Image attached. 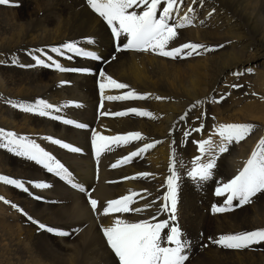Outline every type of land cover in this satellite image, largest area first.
<instances>
[{"label":"bare ground","instance_id":"1","mask_svg":"<svg viewBox=\"0 0 264 264\" xmlns=\"http://www.w3.org/2000/svg\"><path fill=\"white\" fill-rule=\"evenodd\" d=\"M189 6L195 10L188 13L192 24L178 29L177 38L168 48L196 43L213 50L202 48L197 50L199 55L172 59L151 51L117 52V44L122 46L126 38L122 36L117 41L86 0H11L8 5H0V129L33 140L69 169L74 182L90 190L85 195L70 188L43 165L34 166L36 169L17 165L15 158L19 156L0 148V175H24L18 173L21 171L29 179L38 170L40 175L33 176L37 180L34 183L49 185L42 189L32 183L27 193L0 186V197L4 198L0 200V240L5 242L3 247H14L22 256L23 261L17 264H43L42 259L46 264H119L112 250L105 263H82L79 241L88 232L109 246L102 229L113 226L116 219L152 223L168 220L169 213L158 210L166 203L163 197L167 194L173 155L183 161L184 167L177 165L180 180L176 220L170 226H178L189 242L185 264H264V243L245 249H227L214 243L222 235L264 229V193H258L243 206L233 201L231 210L212 211L213 205L224 207L227 198V194L216 196V188L238 174L264 138V0H196L194 4L184 0L177 22ZM89 38L93 44L87 43ZM69 42L94 51L102 59L91 60L64 49L63 56L51 51ZM37 49H43L64 68L89 71L61 72L54 66L36 65L33 55L46 60ZM101 71L129 87L105 88L102 95L99 83L105 81ZM130 90L147 99H107ZM41 99L60 111L53 109L50 116L42 117L13 107L34 105ZM132 108L151 112L153 118L132 113L115 115ZM52 116L62 119L54 120ZM63 119L88 127L65 125ZM201 124L200 133L206 135L200 140L211 138L217 145L219 125L254 127L244 140L233 142L222 154L216 153L213 179L198 186L187 176L193 158L200 155L198 146L191 143L196 132L187 138L183 133ZM75 131L81 136L76 137ZM94 132L104 136L139 132L144 139L128 145H110V151L104 150L97 157L91 142ZM48 138L59 139L81 151L71 152ZM146 143H154L155 147L129 163H120ZM113 164L117 167L113 168ZM143 173L150 175L144 177ZM133 193L137 195L131 207L152 206L141 213L103 214L107 202ZM91 199L98 202L95 212ZM167 203L170 207V201ZM12 208L22 209V215L12 212ZM153 216L157 219L152 220ZM39 224L70 235H56L39 228Z\"/></svg>","mask_w":264,"mask_h":264},{"label":"snow or ice","instance_id":"2","mask_svg":"<svg viewBox=\"0 0 264 264\" xmlns=\"http://www.w3.org/2000/svg\"><path fill=\"white\" fill-rule=\"evenodd\" d=\"M11 0H0V5H8ZM87 5L91 10L98 14L100 18L110 28L111 34L117 41L123 36L126 38V43L122 46L117 44L116 51L133 50L138 52H153L162 57H168L176 59L178 57L185 58L190 57L193 54L199 55L198 49H204L205 51H211L213 49L206 48L204 45L196 43H185L179 47L168 48L170 42H173L178 36V29H183L192 24V19L188 13H192L195 10L189 6L187 12L177 22L176 17L180 12V5L184 3V0H86ZM192 3H196V0H192ZM163 7L161 8V6ZM136 9H142L137 11ZM159 10V15L157 14ZM88 44H93L94 41L89 38ZM62 49L68 53H74L77 56L89 58L91 60H101L102 57L97 55L94 51H86L82 47H78L75 42L66 43L60 47H53L52 52L57 53L60 56L65 54ZM188 50V51H185ZM46 57L47 61H51V65L46 63L45 59H42L40 55H33L36 65H42L45 67L54 66L61 72H79L89 71L88 69H69L62 67L57 63L52 56L47 55L43 49L35 50ZM72 57L69 56L68 59ZM115 59V56L112 57ZM15 62V61H14ZM251 72V69H247ZM233 75H242V73H233ZM100 76L105 82L99 83V89L101 94L105 88L111 89H125L129 86L117 82L111 76H106L103 71L100 72ZM233 87H240V85H233ZM108 100H131V99H147L146 95H139L135 91H128L123 95L107 96ZM157 99H163L157 97ZM223 99V97H221ZM201 102H197L199 104ZM13 107H19L26 113H37L38 115L45 117L50 116V110L60 111L59 108H55L54 105L48 103L45 100H37L34 105L19 104L13 105ZM193 108L196 105H192ZM129 113L135 114L139 117L153 118L151 112L145 110H139L136 108L129 109L127 111H121L116 113L117 116H126ZM182 116L181 119H185ZM54 120H61L60 116H52ZM197 119H200L197 117ZM65 125H74L78 129H85L88 126L83 123H77L72 119H63ZM253 125L250 124H227L219 125L218 135L220 137V143L217 145L211 138L195 141L198 146L200 155L193 158L191 162V168L187 171V176L198 186H202L204 183L213 179L214 169L216 167L217 155L216 153H224L228 150L229 145L233 142H240L244 140L253 130ZM203 130V125L191 129L190 131H184L185 138L190 137L192 132L200 133ZM53 144L60 145V147L69 149L71 152H80L81 149L73 147L67 143H62L59 139H52ZM144 137L139 132L128 133L127 135L116 136H104L98 133H93L92 146L95 149L97 157H99L104 150H111L110 145H128L132 141H141ZM0 147L7 148L9 151L15 152L18 156L27 157L29 160L35 161L43 167L49 173H53L56 177H59L62 181L74 189L79 190L81 193L87 195L88 191L84 186L74 182L73 174L57 160L49 152L45 151L33 140H30L23 136H17V134L0 129ZM155 147L154 143H146L143 147L132 151L128 156L124 157L120 163H129L133 158L141 156L149 149ZM184 167L183 161L178 160L175 155L172 158V164L170 167V175L167 177V194L163 197L166 202L162 205L158 211L168 212L169 219L152 223L148 220L140 222H128L124 219H116L113 226L105 227L102 229L103 235L106 237L107 244L118 257L119 264H185L188 259L189 242L183 238L181 229L176 226L174 222L176 220L175 212L177 206L178 195V181L180 176L178 174V168ZM113 168L117 167V164L112 165ZM147 177L148 173L141 174ZM0 181L7 185L14 186L17 189L29 192V187L17 179L0 176ZM35 188L46 189L49 187L47 183H34ZM258 193H264V138H262L256 145L255 150L251 153L250 158L247 159L243 168L228 182L218 186L215 190L216 196H222L227 194L224 207H218L213 205L212 211L225 212L231 210L233 201H238L237 206H243L251 201V198ZM133 193L131 195H125L121 198L111 200L107 202V206L103 208V214L108 215L110 213H141L147 208H150L152 204L146 205L145 208H133L131 205L134 202ZM36 199H43L36 196ZM0 197V200H3ZM170 201V207L167 203ZM5 203H10L5 200ZM155 203V202H153ZM98 202L95 199L90 200V206L95 212ZM18 207L17 205H12ZM20 211H23L20 209ZM32 220L31 217H28ZM155 216L152 220H156ZM38 223L37 221H32ZM39 228L45 229L48 232H52L59 236H68L69 232L53 229L52 227L39 224ZM167 231L165 232V230ZM214 243L227 249H245L250 248L252 245L264 243V229H257L253 231H246L237 234H228L220 236Z\"/></svg>","mask_w":264,"mask_h":264},{"label":"rangeland","instance_id":"3","mask_svg":"<svg viewBox=\"0 0 264 264\" xmlns=\"http://www.w3.org/2000/svg\"><path fill=\"white\" fill-rule=\"evenodd\" d=\"M191 129H193V128L186 129V130L190 131ZM74 134L76 135V137H80L81 136V132H79V131H75ZM203 135H206V133H204V132L196 133V134H194L193 138H194L195 141H200V137L203 136ZM1 142H3V141H1ZM191 143H193V142L191 141ZM0 148L3 149L4 147H0ZM5 149L8 150L7 148H5ZM25 159H26L25 157H20V156L16 157L15 158V160H16L15 164L20 165V163H21L26 168H28V166H32L33 168H35L34 166H36L37 168H39V165L36 164L35 161H30L29 159H26V161H25ZM21 161L24 162V163H22ZM16 168L18 169V167H16ZM32 171H34V170H32ZM39 171H40V169H39ZM17 172H18V170H17ZM18 173H22L24 175H14V174L5 173V174H1L0 176H5V177H8V178H13V179L20 180V181H22L25 184L26 187H30L32 185V183L37 181L36 179L33 178V176H37V174L40 175L38 170H35L31 174V176H30L31 178L28 179L29 176L26 173H23L21 171H19ZM0 186L3 187L4 189L8 190V191L11 190V187H14V186L5 184L2 181H0ZM12 209H11L12 212L16 213L18 216L22 213L17 208H12ZM8 242L9 241H7V243ZM4 243L5 242L0 240V264H17L19 262H22L23 261L22 256L15 250V248L14 247H9V246L3 247ZM79 245L81 246V251L79 252V256H80V258L82 260V263H85L87 261H92V260H98L99 263H105V261L109 258L110 254H111L110 247L107 246L104 241L98 240L97 237L94 234H92V233L89 234L88 232H85V234L81 237V239L79 241ZM41 256H44V254H41ZM118 262H119V260H118ZM42 263L46 264L43 259H42Z\"/></svg>","mask_w":264,"mask_h":264}]
</instances>
